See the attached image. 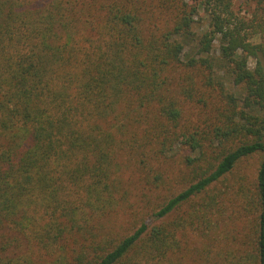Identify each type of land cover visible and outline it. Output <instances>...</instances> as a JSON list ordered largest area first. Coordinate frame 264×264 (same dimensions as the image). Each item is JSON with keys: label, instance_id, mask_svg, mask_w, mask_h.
I'll list each match as a JSON object with an SVG mask.
<instances>
[{"label": "trees", "instance_id": "16d2710c", "mask_svg": "<svg viewBox=\"0 0 264 264\" xmlns=\"http://www.w3.org/2000/svg\"><path fill=\"white\" fill-rule=\"evenodd\" d=\"M232 1L0 0V264H264V17L242 35ZM204 5L214 27L194 41ZM180 143L193 178L122 232L120 156L146 172ZM257 154L248 183H226Z\"/></svg>", "mask_w": 264, "mask_h": 264}, {"label": "rangeland", "instance_id": "374dc122", "mask_svg": "<svg viewBox=\"0 0 264 264\" xmlns=\"http://www.w3.org/2000/svg\"><path fill=\"white\" fill-rule=\"evenodd\" d=\"M45 0H31V2L36 4V6L43 5ZM146 2L147 0H136V2ZM202 0H178V4L184 7L186 10H190L193 5H196ZM230 11L227 15L233 21L230 25L231 28H235L236 32H240L242 35L248 33L252 30L248 27L250 24L261 22L264 17V2L261 0H233ZM157 4V3H156ZM144 5H147L146 3ZM210 5H204L197 9L193 14L194 20L191 22V26L187 29L190 32V39L197 41L202 37V32L205 29L211 30L214 26H209L212 20ZM150 14L153 15V22L162 27H167L176 24L173 16L170 13L162 11L157 5L152 4L150 6ZM256 15L258 17H256ZM258 41H262L264 44V32L261 33ZM258 36L255 35L256 39ZM190 40V41H191ZM192 46H187L186 51H190ZM212 55L218 57L219 55V41H214V47L212 48ZM264 61V56H262ZM249 65L253 67L255 65V58L251 57L249 60ZM180 75L183 74V70L178 72ZM179 75V76H180ZM178 76V79H179ZM177 79V80H178ZM196 102H185L183 104L184 116L191 122L192 118L195 119L197 109ZM218 153L220 147H213ZM214 156L216 155L213 152ZM194 154L188 145L180 143L175 146L174 150L169 152V154L164 157L166 158L164 163L152 164V167L148 166L147 171H141L138 166L136 158L129 157L126 153L120 156L122 161V166L119 171L120 177L122 178V186L127 192V200L123 205L119 206L115 211L111 212L112 215L109 220L117 222L118 225H122V232L128 233L133 226H136L138 221L147 218L148 213L159 208L166 200L177 190L185 186L189 180L193 178V174L198 167L193 164H189L187 159L189 156ZM260 161V155H253L247 157L246 159L240 161L236 168L234 169V174L228 177L229 181L226 183H232L233 181H240L239 179L244 178V182L248 183L251 178H253L257 172ZM141 166V165H140ZM149 172V173H148ZM147 174V179L144 175ZM159 176L160 179L155 180V177ZM157 183L159 187H157ZM188 204L183 205L181 208L177 209L173 214L169 216V219L177 218L183 215ZM226 215H229L228 213ZM228 220V219H226ZM228 222V221H226ZM227 228V226H225ZM229 230V228H227ZM9 235L13 234L12 231H7ZM188 246L191 245L193 249L191 254L194 253L198 255L199 247L203 246V240H201L200 235L192 232H188ZM220 235V234H219ZM194 244V245H192ZM196 248V249H195ZM203 256V255H202ZM191 258V256L189 257Z\"/></svg>", "mask_w": 264, "mask_h": 264}]
</instances>
